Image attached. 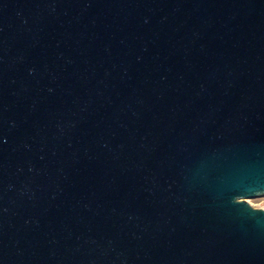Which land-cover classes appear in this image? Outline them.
Instances as JSON below:
<instances>
[{
    "label": "water",
    "instance_id": "obj_1",
    "mask_svg": "<svg viewBox=\"0 0 264 264\" xmlns=\"http://www.w3.org/2000/svg\"><path fill=\"white\" fill-rule=\"evenodd\" d=\"M264 0H0V264H264Z\"/></svg>",
    "mask_w": 264,
    "mask_h": 264
},
{
    "label": "rangeland",
    "instance_id": "obj_2",
    "mask_svg": "<svg viewBox=\"0 0 264 264\" xmlns=\"http://www.w3.org/2000/svg\"><path fill=\"white\" fill-rule=\"evenodd\" d=\"M248 202L251 204L253 208L264 210V197L249 199Z\"/></svg>",
    "mask_w": 264,
    "mask_h": 264
}]
</instances>
